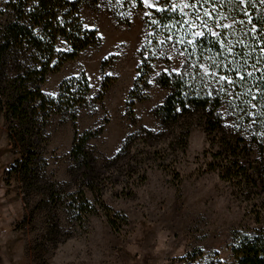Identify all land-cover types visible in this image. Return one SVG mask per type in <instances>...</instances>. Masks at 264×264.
Segmentation results:
<instances>
[{
  "label": "trees",
  "instance_id": "1",
  "mask_svg": "<svg viewBox=\"0 0 264 264\" xmlns=\"http://www.w3.org/2000/svg\"><path fill=\"white\" fill-rule=\"evenodd\" d=\"M4 1L0 8V119L8 126L10 147L20 156L7 176L18 181L26 196H41L51 207L49 235L61 233L60 208L75 224L96 216L101 208L116 229L113 213L103 201L107 187L120 182L129 185L134 178L144 183L145 162L161 153L152 152L153 142L170 138V149L180 146L185 152L192 129L201 127L211 147L210 170L250 204L256 224L254 229L232 233L234 264H264V0H195L193 6L199 12L195 22L174 10L169 5L172 0H159L163 9L154 11L146 22L152 31L148 49H153L148 59L162 60L176 46L183 51L185 63L179 73L156 78L169 91L154 110L161 131L140 128L101 168L90 142L103 128L78 131L79 115L91 102L87 76L63 81L54 97L45 95L42 87L48 75L100 46L97 32L84 26L82 12L98 10L108 0ZM113 1L142 7L141 0ZM60 45L63 51L58 50ZM152 74V65L141 67L130 93L133 101L149 99L146 91ZM111 86L110 79H105L94 102H102ZM131 105L134 108V102ZM130 113L134 118L133 109ZM56 116L69 119L74 129L69 184L52 182L47 175V129ZM122 221L126 223V218ZM188 259L182 262L223 264L200 252Z\"/></svg>",
  "mask_w": 264,
  "mask_h": 264
},
{
  "label": "rangeland",
  "instance_id": "2",
  "mask_svg": "<svg viewBox=\"0 0 264 264\" xmlns=\"http://www.w3.org/2000/svg\"><path fill=\"white\" fill-rule=\"evenodd\" d=\"M194 1L172 0L169 5L195 22L199 12ZM141 2V8L113 0L98 10L84 8V26L97 32L100 46L84 51L59 72L48 75L42 87L45 95L54 97L63 81L87 76L91 102L81 111L77 124L79 133L103 128L102 134L90 142L100 168L140 128L161 131L154 110L169 91L161 88L156 78L163 73H179L185 63L183 51L176 46L162 60L148 59L153 49H148L152 31L146 26L147 18L164 6L159 0ZM4 3L0 0V8ZM197 33L201 34V29ZM58 50L63 51L64 46ZM145 65H152L153 70L146 91L149 99L136 102L130 93ZM105 79H110L112 86L104 100L95 103ZM47 130V175L52 182L69 184L73 124L56 116ZM161 141L151 145L152 152L161 153L145 162L144 183L134 178L129 185L120 182L107 187L103 201L113 213L116 229L101 208L96 216L77 224L60 208L61 233L50 236L51 207H46L41 196H26L18 181L7 176L20 156L10 147L8 126L1 118L0 264H184L182 260L195 252L234 264L232 233L256 228L250 204L210 170L213 159L203 128L192 129L185 152L180 146L170 149V138ZM87 197L94 202L91 193Z\"/></svg>",
  "mask_w": 264,
  "mask_h": 264
},
{
  "label": "snow or ice",
  "instance_id": "3",
  "mask_svg": "<svg viewBox=\"0 0 264 264\" xmlns=\"http://www.w3.org/2000/svg\"><path fill=\"white\" fill-rule=\"evenodd\" d=\"M205 2H207V0H205ZM145 3H147V0H145ZM249 75H251V73H249Z\"/></svg>",
  "mask_w": 264,
  "mask_h": 264
}]
</instances>
